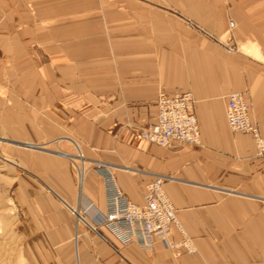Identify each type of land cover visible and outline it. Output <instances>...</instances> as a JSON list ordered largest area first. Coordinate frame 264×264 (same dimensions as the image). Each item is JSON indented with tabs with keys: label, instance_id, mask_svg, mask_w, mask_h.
I'll list each match as a JSON object with an SVG mask.
<instances>
[{
	"label": "crops",
	"instance_id": "obj_1",
	"mask_svg": "<svg viewBox=\"0 0 264 264\" xmlns=\"http://www.w3.org/2000/svg\"><path fill=\"white\" fill-rule=\"evenodd\" d=\"M160 92L191 93L198 144L133 131L155 122ZM233 93L264 138V0H0V159L24 204L25 263L264 264V159L227 125ZM95 162L137 205L168 178L171 239L195 252L101 240Z\"/></svg>",
	"mask_w": 264,
	"mask_h": 264
},
{
	"label": "built area",
	"instance_id": "obj_2",
	"mask_svg": "<svg viewBox=\"0 0 264 264\" xmlns=\"http://www.w3.org/2000/svg\"><path fill=\"white\" fill-rule=\"evenodd\" d=\"M156 109L153 124L144 128H133L142 140L164 148L173 143L195 145L200 142L191 93L168 95L160 92ZM249 113V105L243 94L229 95L225 108L227 125L233 131L251 135L255 143V156L264 159V138L251 122ZM75 157L80 162L84 159L80 153ZM92 167L102 179L105 205L102 218L89 227L101 240L107 244L114 240L121 246L135 244L142 250H151L155 242H160L177 258L182 251L190 254L195 252L192 241L184 234L180 241L171 239L173 229L182 232V228L171 202L163 192V183L168 178L155 177L146 186L143 203L137 205L120 191L110 168L100 162H95ZM71 213L74 214L75 211L72 210Z\"/></svg>",
	"mask_w": 264,
	"mask_h": 264
},
{
	"label": "rangeland",
	"instance_id": "obj_3",
	"mask_svg": "<svg viewBox=\"0 0 264 264\" xmlns=\"http://www.w3.org/2000/svg\"><path fill=\"white\" fill-rule=\"evenodd\" d=\"M244 50L259 58L257 50L256 54L251 49ZM15 174L16 171L0 159V264H26L22 257L26 239L18 226L24 204L17 201Z\"/></svg>",
	"mask_w": 264,
	"mask_h": 264
},
{
	"label": "bare ground",
	"instance_id": "obj_4",
	"mask_svg": "<svg viewBox=\"0 0 264 264\" xmlns=\"http://www.w3.org/2000/svg\"><path fill=\"white\" fill-rule=\"evenodd\" d=\"M253 51L255 52V54L257 53L256 50H253ZM80 172H83V167H81ZM82 175H83V173H82Z\"/></svg>",
	"mask_w": 264,
	"mask_h": 264
}]
</instances>
